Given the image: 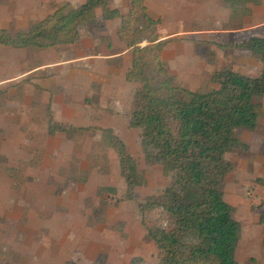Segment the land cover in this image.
<instances>
[{"label":"rangeland","instance_id":"obj_1","mask_svg":"<svg viewBox=\"0 0 264 264\" xmlns=\"http://www.w3.org/2000/svg\"><path fill=\"white\" fill-rule=\"evenodd\" d=\"M66 2L78 7L82 0L52 4L56 9ZM110 3L122 12L128 11L129 0ZM144 4L147 15L158 18L161 24L155 30L170 43L174 37L166 33L177 26L178 16L198 31L175 38L181 41L164 54V74L150 59L146 73L156 83L171 77L174 87L197 92L217 88L211 77L222 69L248 77L259 75V61L249 51L234 47L239 44L234 41L248 34H229L243 27L246 17L233 20L220 0H146ZM7 7H11L10 0H0V22ZM263 17L259 13L255 18L260 21ZM10 28L8 31L15 32ZM120 28L121 21H117L108 30ZM28 56L27 51L17 53L0 47V76L14 74L18 70L16 62L21 59L25 63ZM12 88L11 83L0 87V92L5 91V95L0 94V264H130L133 259H140L139 264H158L162 253L146 236L140 221L143 216L157 227L172 228L173 219L165 211L146 207L164 194L172 178L163 174L160 165L145 163L140 132L128 127L133 90L126 91L120 104L110 110L122 111L114 115L115 133L146 178V184L136 188L128 200L116 152L98 146V132L75 139L47 137L46 117L15 105L25 93ZM259 95L264 103V90ZM239 138L248 151L226 154L232 171L222 187L224 200L235 208L234 219L241 225L235 258L238 264H264V115L256 132L241 131ZM67 158L74 167L89 173L86 184H71L64 179L63 174L73 171ZM8 167L22 168V178L29 176L32 182L25 181L16 189V177L14 182L7 177ZM106 187L115 191L97 194Z\"/></svg>","mask_w":264,"mask_h":264},{"label":"trees","instance_id":"obj_2","mask_svg":"<svg viewBox=\"0 0 264 264\" xmlns=\"http://www.w3.org/2000/svg\"><path fill=\"white\" fill-rule=\"evenodd\" d=\"M111 1L82 0L78 7L63 3L27 31L0 29V45L38 50L72 45L80 40L81 28L89 36L95 35L100 25L97 13L102 22L119 19L118 38L132 53L128 80L136 84L128 127L140 132L145 163L160 165L163 174L172 178L164 194L146 205L165 211L173 219L172 228L157 227L143 216L140 221L146 236L162 253L158 264H238L235 255L241 225L234 219L235 208L224 200L223 183L232 171L225 156L234 151H248L239 133L256 132L264 115V103L259 95L264 90V37L234 44L261 62L258 76L248 77L222 69L211 77V83L217 88L197 92L179 89L172 85L171 77L156 83L146 73L151 59L164 74L161 53L170 41L159 39L155 30L159 20L147 15L144 0H129L126 14L111 8ZM220 1L230 10V18L240 21L252 14V7L262 3V0ZM142 42L148 45L142 46ZM0 94L5 95V91ZM87 132H98V146L116 152L120 176L126 185V199L131 200L134 190L146 184V178L113 129L76 127L52 118L47 122L48 137L62 133L66 138L75 139ZM70 163L73 171L66 174V181L86 184L89 173L74 167L72 160ZM5 170L8 177H16V189L30 179L22 178V168ZM106 191L115 190L101 188L97 194ZM141 210L143 213L144 206ZM140 261L133 259L130 264Z\"/></svg>","mask_w":264,"mask_h":264},{"label":"crops","instance_id":"obj_3","mask_svg":"<svg viewBox=\"0 0 264 264\" xmlns=\"http://www.w3.org/2000/svg\"><path fill=\"white\" fill-rule=\"evenodd\" d=\"M53 1L60 3V0H10L11 7L4 10L0 29L9 30L12 27L15 28V32H24L33 23L43 20L54 11ZM261 5H264V0L260 5L252 7V14L243 20V27L240 26L229 33L248 34L239 42L234 41L235 43L244 42L252 37H264V33L259 31L264 30V17L260 21L255 18L259 13L264 15V7L259 8ZM110 6L115 8L111 3ZM119 11L122 14L128 12ZM147 12L149 14L148 8ZM149 16L158 20L150 14ZM185 18L189 19L188 16ZM178 19L180 20L177 26L166 33L174 37V41L162 51V62L164 54L175 49L181 41L175 40L178 35H182V38L178 39H183L198 32L191 28V22L180 16ZM97 20L100 22V28L95 35L89 36L86 30L81 28L80 40L72 45L43 50L13 49L0 45L17 53L27 51L29 55L25 63L21 59L16 62L14 67L18 70L14 74L0 76V87L11 83L12 89H15L14 87L23 89L25 94L18 98L15 105L26 106L29 111L34 110L37 114H43L47 122L52 118L56 122L76 127L110 128L115 132L117 122L114 115L122 111L110 110L120 104L126 91L133 90L134 93L136 87L127 76L132 65V53L126 43L118 38L119 29L113 32L108 30L109 25L120 21L119 19L102 22L100 13H97ZM156 33L161 41L169 40L163 39L157 30ZM259 63L261 66V62ZM133 93L128 112L133 106ZM54 137L66 138L62 133H57ZM71 158H67L68 163ZM63 176L65 179L66 175ZM30 182L32 179H28L26 184Z\"/></svg>","mask_w":264,"mask_h":264}]
</instances>
